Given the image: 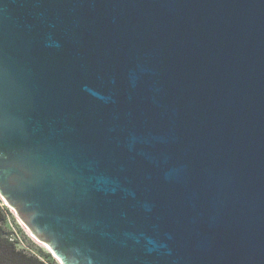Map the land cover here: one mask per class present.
I'll use <instances>...</instances> for the list:
<instances>
[{
	"label": "water",
	"instance_id": "water-1",
	"mask_svg": "<svg viewBox=\"0 0 264 264\" xmlns=\"http://www.w3.org/2000/svg\"><path fill=\"white\" fill-rule=\"evenodd\" d=\"M0 196L61 264H264V0H0Z\"/></svg>",
	"mask_w": 264,
	"mask_h": 264
},
{
	"label": "trees",
	"instance_id": "trees-1",
	"mask_svg": "<svg viewBox=\"0 0 264 264\" xmlns=\"http://www.w3.org/2000/svg\"><path fill=\"white\" fill-rule=\"evenodd\" d=\"M7 222V212L0 204V264H53L19 247L18 239L4 227Z\"/></svg>",
	"mask_w": 264,
	"mask_h": 264
},
{
	"label": "rangeland",
	"instance_id": "rangeland-1",
	"mask_svg": "<svg viewBox=\"0 0 264 264\" xmlns=\"http://www.w3.org/2000/svg\"><path fill=\"white\" fill-rule=\"evenodd\" d=\"M0 204L7 212V222L4 227L11 233L13 238L18 239L19 247L32 254L40 256L42 259L51 261L53 264H61L55 259L49 250L35 242V236L22 224L9 205L0 196Z\"/></svg>",
	"mask_w": 264,
	"mask_h": 264
}]
</instances>
